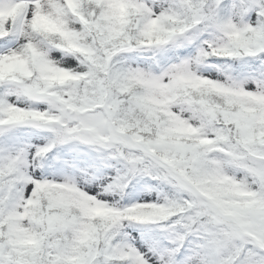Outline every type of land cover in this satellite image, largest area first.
I'll use <instances>...</instances> for the list:
<instances>
[{"label":"snow or ice","instance_id":"6c2138e0","mask_svg":"<svg viewBox=\"0 0 264 264\" xmlns=\"http://www.w3.org/2000/svg\"><path fill=\"white\" fill-rule=\"evenodd\" d=\"M0 264H264V0H0Z\"/></svg>","mask_w":264,"mask_h":264}]
</instances>
